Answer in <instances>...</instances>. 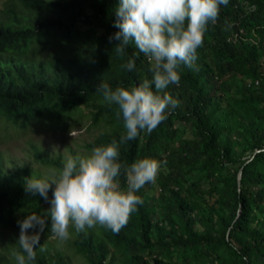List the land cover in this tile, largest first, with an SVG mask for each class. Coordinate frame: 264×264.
I'll return each instance as SVG.
<instances>
[{"label":"trees","instance_id":"1","mask_svg":"<svg viewBox=\"0 0 264 264\" xmlns=\"http://www.w3.org/2000/svg\"><path fill=\"white\" fill-rule=\"evenodd\" d=\"M117 4L9 1L7 20L0 21V123L26 129L45 118L57 125L88 118L89 129L102 131L86 145L85 156L119 141L123 118L95 87L103 81L127 88L151 79L153 62L134 44L123 58L115 53L118 42L108 38L119 31L112 26ZM52 43L68 45L71 54L37 60ZM197 55L193 68L181 67L179 85L168 89L179 101L174 113L151 134L121 146L126 166L145 157L167 161L155 182L137 193L143 204L119 233L100 225L75 232L73 248L88 264H264V0L221 6ZM133 56L129 72L122 65ZM32 150L56 174L62 170V156ZM32 177L43 179L28 167L9 170L0 154V229L17 230L19 221L50 208L25 194ZM119 179L123 186L125 177ZM156 184L159 194L152 196ZM52 236L49 221L41 239ZM43 246L36 248L34 264H71ZM0 264L8 263L0 258Z\"/></svg>","mask_w":264,"mask_h":264},{"label":"clouds","instance_id":"2","mask_svg":"<svg viewBox=\"0 0 264 264\" xmlns=\"http://www.w3.org/2000/svg\"><path fill=\"white\" fill-rule=\"evenodd\" d=\"M228 3L229 0H118L112 26L119 31L109 36V43L118 42L114 48L121 58L134 44L153 62L151 79L127 88H113L103 81L97 85L95 90L104 102L118 107L117 116L123 118L125 134L119 141L113 139L95 147L88 156L69 155L62 170L49 179L26 180L25 194L43 198L50 208L44 216L28 215L18 222L20 251L13 253L16 264H34L36 248L49 221L52 234L60 240L69 238L70 227L84 232L100 225L119 233L127 225L138 205L143 204L137 193L155 182L167 161L145 157L126 166L120 161L121 146L142 133L151 134L179 107L168 89L179 85L182 66H195L209 23L217 22L221 6ZM122 67L131 72L135 57ZM121 175L125 177L123 186ZM29 229H33L31 234Z\"/></svg>","mask_w":264,"mask_h":264},{"label":"rangeland","instance_id":"3","mask_svg":"<svg viewBox=\"0 0 264 264\" xmlns=\"http://www.w3.org/2000/svg\"><path fill=\"white\" fill-rule=\"evenodd\" d=\"M10 0H0V21H6ZM18 10V8H17ZM73 50L78 46L72 45ZM83 50L86 48L83 46ZM71 48L64 44H48L39 50L37 60L45 61L57 54L69 55ZM76 51H74L75 53ZM87 118V117H86ZM88 118L79 123H75L73 118L63 125H57L52 118H45L34 122L26 129L5 126L0 123V154L6 167L15 172L23 168H29L34 174L40 175L43 179H48L56 174L50 165H44L34 157L33 146H36L43 155L54 158L62 156L67 159L69 155L85 156L89 152L85 148L102 131V127L89 129ZM70 132L75 133L72 137ZM152 196H158L159 186L157 184L150 190ZM33 229H29V234ZM74 227H70V236L67 240H60L55 236L48 239H41L44 244V253L54 255L60 253L66 256L71 264H88L87 261L73 248L76 235ZM20 228L17 230L0 229V258L8 264H16L13 249L18 245ZM49 244V245H48Z\"/></svg>","mask_w":264,"mask_h":264},{"label":"water","instance_id":"4","mask_svg":"<svg viewBox=\"0 0 264 264\" xmlns=\"http://www.w3.org/2000/svg\"><path fill=\"white\" fill-rule=\"evenodd\" d=\"M241 178H242V172H240L239 174V181L241 180Z\"/></svg>","mask_w":264,"mask_h":264},{"label":"built area","instance_id":"5","mask_svg":"<svg viewBox=\"0 0 264 264\" xmlns=\"http://www.w3.org/2000/svg\"><path fill=\"white\" fill-rule=\"evenodd\" d=\"M255 7H252V9H254ZM256 84L258 85L259 84V82H256Z\"/></svg>","mask_w":264,"mask_h":264}]
</instances>
